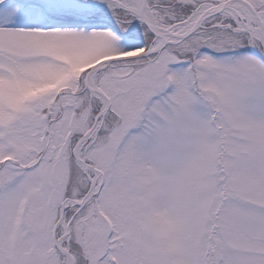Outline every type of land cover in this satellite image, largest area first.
Returning <instances> with one entry per match:
<instances>
[{"label":"snow or ice","instance_id":"1","mask_svg":"<svg viewBox=\"0 0 264 264\" xmlns=\"http://www.w3.org/2000/svg\"><path fill=\"white\" fill-rule=\"evenodd\" d=\"M0 264H264V0H0Z\"/></svg>","mask_w":264,"mask_h":264}]
</instances>
